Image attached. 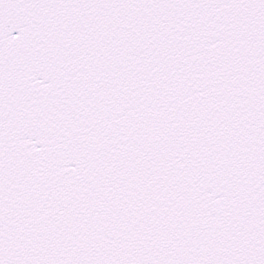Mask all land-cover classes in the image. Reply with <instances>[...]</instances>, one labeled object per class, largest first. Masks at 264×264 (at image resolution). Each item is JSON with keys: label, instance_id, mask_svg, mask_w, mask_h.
Listing matches in <instances>:
<instances>
[{"label": "water", "instance_id": "obj_1", "mask_svg": "<svg viewBox=\"0 0 264 264\" xmlns=\"http://www.w3.org/2000/svg\"><path fill=\"white\" fill-rule=\"evenodd\" d=\"M0 264H264V0H0Z\"/></svg>", "mask_w": 264, "mask_h": 264}]
</instances>
